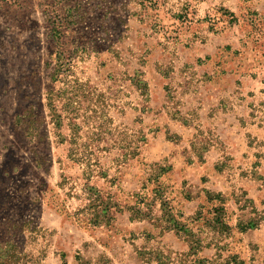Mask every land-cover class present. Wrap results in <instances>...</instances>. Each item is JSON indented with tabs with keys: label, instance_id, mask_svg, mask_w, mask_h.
<instances>
[{
	"label": "rangeland",
	"instance_id": "1",
	"mask_svg": "<svg viewBox=\"0 0 264 264\" xmlns=\"http://www.w3.org/2000/svg\"><path fill=\"white\" fill-rule=\"evenodd\" d=\"M0 222L23 264H264V0H0Z\"/></svg>",
	"mask_w": 264,
	"mask_h": 264
},
{
	"label": "trees",
	"instance_id": "2",
	"mask_svg": "<svg viewBox=\"0 0 264 264\" xmlns=\"http://www.w3.org/2000/svg\"><path fill=\"white\" fill-rule=\"evenodd\" d=\"M48 99H49V94H48ZM51 102L48 104L50 106V110L52 112V117L56 120L57 126L61 125V113L57 109L56 105V100L51 99ZM33 128L30 125V130L31 134L33 133ZM14 228H12L13 230ZM11 228L7 225L4 224V222H0V264H23L24 261V256L23 254L19 251L18 246L13 244L11 242V237L12 235L9 234L11 231ZM144 255V264H152L153 261H156L157 264H166L164 263L163 256L158 259V252H153V253H145ZM188 258V257H186ZM180 264H204L202 261H189L186 262L185 260L179 261Z\"/></svg>",
	"mask_w": 264,
	"mask_h": 264
}]
</instances>
